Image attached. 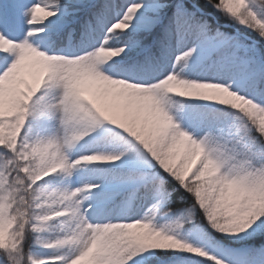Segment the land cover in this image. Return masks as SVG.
I'll use <instances>...</instances> for the list:
<instances>
[{
    "label": "snow or ice",
    "instance_id": "1",
    "mask_svg": "<svg viewBox=\"0 0 264 264\" xmlns=\"http://www.w3.org/2000/svg\"><path fill=\"white\" fill-rule=\"evenodd\" d=\"M0 264H264V0H0Z\"/></svg>",
    "mask_w": 264,
    "mask_h": 264
}]
</instances>
